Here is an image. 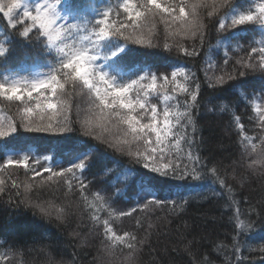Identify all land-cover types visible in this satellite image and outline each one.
<instances>
[{
  "label": "snow or ice",
  "instance_id": "snow-or-ice-1",
  "mask_svg": "<svg viewBox=\"0 0 264 264\" xmlns=\"http://www.w3.org/2000/svg\"><path fill=\"white\" fill-rule=\"evenodd\" d=\"M0 14L7 22L0 30V144H7L21 129L57 136L80 132L96 142L84 148L78 145L67 153L66 167L54 152L38 156L5 149L0 162V195L9 193V204L31 208L58 227H67L86 212L89 233L102 237L101 264H121L117 252L123 254L125 249L122 264H138V254L150 246L154 225L149 222L145 234L138 237L134 232H119L114 220L136 212L147 214L152 208L182 210L186 199L159 198L164 183H203L210 177V186L218 184L224 189L228 207L235 206L231 217L235 234L229 251L239 264L242 250H252L248 240L252 230L264 227V209L257 211L249 205L242 212L232 186L217 166L209 168L200 155L196 114L201 107V80L183 66L170 72L153 71L150 64L132 58L135 49L131 46L175 49L196 57L200 55L197 42L202 49L209 27L214 26L216 48L224 49L223 66L227 68L231 61L232 70L213 71L216 62L209 55L204 82L214 92L244 89L246 78L256 74L262 90L253 94L250 104L264 133V0H117L115 4L111 0H0ZM248 25L255 26L260 39L245 46L239 43V32ZM230 50L242 55L234 58ZM17 53L24 59L13 71L9 62ZM240 95L248 94L241 91ZM77 96L85 100L86 109L75 103ZM214 99L208 102V114L230 111L228 103H213ZM3 105H14L16 114L4 115ZM233 120L250 160L248 167H264V134L247 135L241 118L234 115ZM101 146L105 154L111 149L129 158L127 166L115 160L117 168L103 169L114 189L111 195L102 188L91 191L93 180L85 175ZM21 168L26 175L31 173L24 182H18L10 171ZM130 182L136 185L140 200L127 212L117 211L116 199ZM9 183L10 188L6 187ZM45 189L53 199H42ZM136 224L142 226L139 218ZM69 235L80 238L81 232L74 229ZM259 239L264 241V236ZM192 243L187 240L184 250L190 252ZM54 247L52 243L40 246V264H75V254L72 261L56 259ZM24 255L22 249H8L0 252V264L9 260L28 264Z\"/></svg>",
  "mask_w": 264,
  "mask_h": 264
},
{
  "label": "trees",
  "instance_id": "trees-1",
  "mask_svg": "<svg viewBox=\"0 0 264 264\" xmlns=\"http://www.w3.org/2000/svg\"><path fill=\"white\" fill-rule=\"evenodd\" d=\"M117 0H111L115 4ZM115 18V17H114ZM215 22L213 21V24ZM7 22L0 14V30L6 28ZM253 39H260V33L255 31V26H243L239 32V43L247 46ZM218 34L214 26H210L208 35L205 38L202 49L197 42L200 55L187 57L178 53L175 49L171 52L162 47L143 48L132 45L135 49L132 58L146 62L152 66L153 71H171L172 68L183 66L196 72L201 80V107L196 114L198 138L201 140L200 155L207 160L208 167L217 166L220 174L226 179V183L231 185L235 194V199L240 201V210L247 212L249 205L255 207L257 211L264 209V167L257 165L256 169H250L249 157L245 155L240 143V134L237 131L234 115L241 118V123L245 126L247 135L259 137L261 133L255 119L250 101L253 94H259L262 90V83L256 74H250L246 80V88L228 90L224 92H214L207 87L204 82V68L207 57L210 55L216 62L213 71L223 68L225 71L232 70L230 61L227 68L223 66L224 49L216 48ZM159 42H164V32L161 29ZM237 41L233 40V45ZM155 43V42H154ZM191 48V42H187ZM235 58L242 53L232 52ZM24 58L19 54H14L10 58L9 66L15 71L21 60ZM26 63L30 61H25ZM211 74V72L209 73ZM241 91L247 92V97L240 95ZM212 102H225L230 105V111L215 114H208L206 107L211 98ZM155 102V101H154ZM75 103L82 109H86L85 100L79 96L75 98ZM3 114L14 115V105H3ZM16 111V109H15ZM259 143L258 140H253ZM96 142L88 137H83L80 132L57 136L48 133H29L22 129L14 138H9L7 144H0V162L5 158V149L31 151L38 156L55 153L57 160L63 162L62 166H67L69 157L67 153L75 150L79 145L81 148L88 147ZM119 160L121 165H129L127 156H120L113 153L111 149H100V155L93 161L91 168L85 173L87 179L93 180L91 191L105 189L111 195L114 189L109 186V177L104 176L103 169L117 168L114 163ZM131 167L140 169L139 165ZM18 182H24L31 173L26 175L24 169L10 170ZM147 170H141L146 172ZM115 174L112 175L114 179ZM7 180V174H5ZM166 181V178H161ZM99 181H105L99 183ZM10 188V183L6 185ZM117 187H124L117 185ZM222 193L213 195V192ZM15 190H12L11 198L16 199ZM10 194L0 195V252L8 249L23 250L24 259L28 264H40L42 256L39 248L42 244L52 243L55 245L53 254L56 259L63 258L72 261L75 254V264H101L102 237L90 234L88 228V216L85 212L81 217L79 214L73 218L67 227H58L57 223L49 221L39 214H34L31 208L23 206L16 207L9 204ZM54 197L45 189L42 199L51 200ZM161 199H175L179 202L186 199L188 202L182 210L173 211L170 207L152 208L149 213L136 212L132 216L114 220V227L119 231L134 232L138 237L145 234L148 223H152L150 246H145L138 254V264H237V257L229 251L232 244V237L235 234L234 223L231 217L235 211V206L228 207V197L224 194V189L220 185L210 186V177L203 183H193L192 181H166L160 190ZM140 196L134 183L124 187V191L116 199L114 207L117 211H129L135 207ZM149 220H145V216ZM141 220V225L136 224V220ZM244 219L245 217H241ZM80 228L77 229V224ZM74 229L81 232L80 238H73L69 235ZM99 231V229H97ZM264 236V227L257 226L248 237L252 250L243 249L239 264H264V241L259 238ZM86 238V242L84 239ZM187 240H193L190 245L191 251L184 250ZM227 246V247H225ZM31 249V252L28 250ZM117 252V257L123 262V255ZM8 264H17V260H9Z\"/></svg>",
  "mask_w": 264,
  "mask_h": 264
},
{
  "label": "rangeland",
  "instance_id": "rangeland-1",
  "mask_svg": "<svg viewBox=\"0 0 264 264\" xmlns=\"http://www.w3.org/2000/svg\"><path fill=\"white\" fill-rule=\"evenodd\" d=\"M8 106H10V105H8ZM15 109H16V108L14 107V109H13V110H14V115L16 114ZM9 115H13V113H12V114H9Z\"/></svg>",
  "mask_w": 264,
  "mask_h": 264
}]
</instances>
